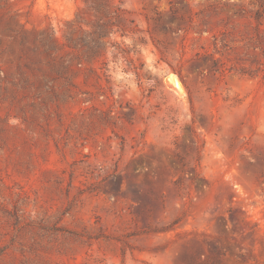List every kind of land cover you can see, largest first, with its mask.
Wrapping results in <instances>:
<instances>
[{
  "label": "rangeland",
  "instance_id": "1",
  "mask_svg": "<svg viewBox=\"0 0 264 264\" xmlns=\"http://www.w3.org/2000/svg\"><path fill=\"white\" fill-rule=\"evenodd\" d=\"M0 264H264V0H0Z\"/></svg>",
  "mask_w": 264,
  "mask_h": 264
}]
</instances>
